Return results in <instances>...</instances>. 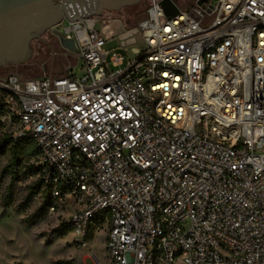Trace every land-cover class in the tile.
I'll return each mask as SVG.
<instances>
[{
    "label": "built area",
    "instance_id": "1",
    "mask_svg": "<svg viewBox=\"0 0 264 264\" xmlns=\"http://www.w3.org/2000/svg\"><path fill=\"white\" fill-rule=\"evenodd\" d=\"M145 1L125 66L102 17L58 26L84 76L0 77V121L34 140L48 211L80 242L108 229L109 264H264V0Z\"/></svg>",
    "mask_w": 264,
    "mask_h": 264
},
{
    "label": "rangeland",
    "instance_id": "2",
    "mask_svg": "<svg viewBox=\"0 0 264 264\" xmlns=\"http://www.w3.org/2000/svg\"><path fill=\"white\" fill-rule=\"evenodd\" d=\"M181 7L188 8L196 0H174ZM147 2L127 7L118 11L105 12L100 23L113 24L117 36L109 39L105 45L109 52L108 62L112 70L119 68L113 65V51L124 55L121 66H125L128 58L133 55L134 48H141L144 42L137 37V43L119 48L120 34L127 28L137 25L146 14ZM68 21L60 25L64 28ZM33 55L30 60L20 64L0 66V77L16 74L22 79L61 76L72 70L79 77L84 76L82 65L76 64L77 58L68 53L59 42L52 29L47 30L41 38L32 42ZM76 64V65H74ZM73 65V66H72ZM8 127L0 124V142L9 140ZM11 143L0 152V188L3 191L10 175L5 167L12 162ZM21 148L36 151L34 141L28 136L21 142ZM18 183L15 189L14 203L3 209L0 195V264H109L106 241L108 229L103 228L91 233L83 242L77 240L69 230L62 235L58 232L63 216L61 213H50L42 207V199L38 173L33 164V155L25 156L19 167ZM35 191V193H33Z\"/></svg>",
    "mask_w": 264,
    "mask_h": 264
},
{
    "label": "water",
    "instance_id": "3",
    "mask_svg": "<svg viewBox=\"0 0 264 264\" xmlns=\"http://www.w3.org/2000/svg\"><path fill=\"white\" fill-rule=\"evenodd\" d=\"M144 0H0V66L20 64L31 59L32 42L49 29L57 34L60 44L76 51L73 38L64 37L56 27L64 21L102 17ZM208 0H198L199 3ZM171 17L179 12L174 0L160 1Z\"/></svg>",
    "mask_w": 264,
    "mask_h": 264
},
{
    "label": "trees",
    "instance_id": "4",
    "mask_svg": "<svg viewBox=\"0 0 264 264\" xmlns=\"http://www.w3.org/2000/svg\"><path fill=\"white\" fill-rule=\"evenodd\" d=\"M0 124H2L1 121H0ZM8 137H9V140L7 142L11 143L10 149L13 151V153H12L13 157H12V162L9 163L5 167L4 171H5L6 174L10 175V178H9V181H8L6 187H4L3 191L0 188L1 205H2L3 209H5V210L7 208H9L14 203L15 189H16V185L18 183L17 177H18V174H19V170H20L19 167L21 165V162L23 161L25 156L33 155V164L35 165L34 156L37 153V150L36 151H33L32 149L24 150V149L21 148V142H22V140L24 138L23 139H19V140H14L11 137L10 133H8ZM30 138L32 139V137H30ZM7 142H4L3 144L0 142V152L4 148H6ZM35 167H36V171L38 173V168H37L36 165H35ZM39 184H40V187L42 188L40 181H39ZM33 193H35V191H33ZM40 197L42 199V207H43V209H46L48 211V202H47V199H46V192L43 189L40 192ZM57 230H58V232L60 234L65 235V234H67V232L70 229L65 225V223H61V225L59 226V228Z\"/></svg>",
    "mask_w": 264,
    "mask_h": 264
},
{
    "label": "crops",
    "instance_id": "5",
    "mask_svg": "<svg viewBox=\"0 0 264 264\" xmlns=\"http://www.w3.org/2000/svg\"><path fill=\"white\" fill-rule=\"evenodd\" d=\"M113 26L116 29L119 26V22L118 23L116 22V24H115V22H113Z\"/></svg>",
    "mask_w": 264,
    "mask_h": 264
},
{
    "label": "bare ground",
    "instance_id": "6",
    "mask_svg": "<svg viewBox=\"0 0 264 264\" xmlns=\"http://www.w3.org/2000/svg\"><path fill=\"white\" fill-rule=\"evenodd\" d=\"M115 24H116V22H115Z\"/></svg>",
    "mask_w": 264,
    "mask_h": 264
}]
</instances>
